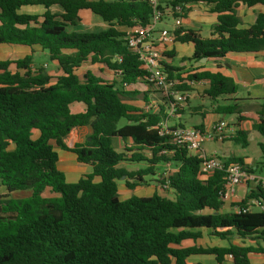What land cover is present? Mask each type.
I'll list each match as a JSON object with an SVG mask.
<instances>
[{"label":"trees","instance_id":"1","mask_svg":"<svg viewBox=\"0 0 264 264\" xmlns=\"http://www.w3.org/2000/svg\"><path fill=\"white\" fill-rule=\"evenodd\" d=\"M199 3L210 6L218 18L209 37L198 30L177 29L176 41L194 47L184 59L192 69L173 64L174 50L164 53L162 64L169 77L178 80L179 90H192L190 81H207L205 93L216 101L235 94L237 85L221 71L206 69V63L231 53L264 50V12L257 13L248 27L237 13L241 4L264 7V0H169L162 5L179 6L181 11L174 15L185 18L191 5ZM38 4L47 8L44 14L18 12L22 6ZM55 4L64 12H51ZM81 10H89L107 26L79 30ZM151 14L147 0H0V44L40 46L61 70L53 77L35 63L34 51L15 60L0 59V185L8 193L0 197V264H189L187 258L193 254H213L219 264L226 256L234 264H252L250 253H264V246L231 242L235 235L264 239V188L249 186L233 210L223 211L224 171L202 177L200 159L157 130L166 117L168 99H161L157 108L134 103L137 99L150 103L147 90L153 87L120 28L137 21L145 24ZM88 62L109 68L114 77L92 69L80 74L78 69ZM124 82L130 87H123ZM142 84L147 89L140 90ZM77 103L84 105L82 111L73 109ZM214 111L242 117L235 102L219 104ZM181 112L182 108L178 115ZM86 125L93 129L91 136L68 147L65 139L72 129ZM255 128L264 136V118ZM117 137L130 140L132 148L117 150ZM230 140L247 146L248 133L237 131ZM55 146L71 150L92 172L68 182L59 169ZM122 161L147 166L130 171L120 165ZM231 161L257 172L244 157L225 160ZM166 162L177 165L161 180L174 198L157 191L120 197L118 180L126 178L133 189ZM27 189L32 190L29 197L9 195ZM205 231L229 240V246H186Z\"/></svg>","mask_w":264,"mask_h":264},{"label":"crops","instance_id":"2","mask_svg":"<svg viewBox=\"0 0 264 264\" xmlns=\"http://www.w3.org/2000/svg\"><path fill=\"white\" fill-rule=\"evenodd\" d=\"M161 1L165 3L164 0ZM199 4L204 7L196 8L195 6L197 4H192L191 10L189 11L187 17L180 18V27H183L185 29L198 30L202 36L209 37L211 34L212 25L217 22L218 16L217 13L212 12L211 7L207 4ZM49 10L53 13L64 12L63 7L59 4L52 5ZM46 11L47 8L42 4L25 5L18 10L19 13L39 15L44 14ZM259 12H264V7L260 4L252 7H246L241 4L237 9V13L242 18L243 27H248L250 24H252L255 21L257 13ZM164 23L166 27H171L175 22L171 17L168 16L165 19ZM96 25L101 28H105L107 26V24L102 20L98 21ZM120 29L125 30L123 28ZM0 46L19 48L22 49L26 54L32 53V51H34L33 55H36V53L45 52L42 51L41 47L37 45L29 47L24 45L0 44ZM172 50H174L176 53V56L173 60V64H175V59L179 57H190L193 53L194 47L191 43H180L175 41L172 45H169L167 47L166 52ZM205 68L212 71H221L223 74L232 77L237 85L236 93L232 95L219 96L216 101L212 100L210 105L205 106V101L210 98L205 93V91L209 88L210 84L209 82H207L206 85L197 86L192 89L195 90V92L191 91V96L188 99L189 101L182 108V112L176 116V122L182 125L184 122H186L188 125L184 126H196L204 128L211 126L218 120L224 119L234 129V133L230 132L231 134L235 135L237 131H246L248 133V137H250V135H252L255 131H258L255 126L261 123L262 119L264 118V50L260 52L231 53L221 58L220 60L206 63ZM152 96L153 95L150 94V98H154V96ZM194 101H196V103H194ZM232 102H235L240 106L242 116L241 118H238V116L236 115L232 119L227 120V114H220L214 111L217 105L228 104ZM73 109L77 112L82 111L84 109V105L81 103L74 104ZM92 133L93 129L90 125L74 127L68 137L65 139V143L68 147H73L76 143L85 142ZM127 142L129 146L132 145V142L130 140H128ZM259 145L261 148L260 155L264 156V142H259ZM55 150L59 155V169L64 172L66 180L68 182H77L81 177L92 172V167L88 164L79 162L77 160L76 154L71 150L63 149L58 146H55ZM206 152H217L219 156L222 153V151L217 150H206ZM226 152L227 148L224 149L223 153ZM220 157L222 158V156ZM145 179L146 178L144 177V180ZM96 180H99V178L97 177ZM153 186L155 191L157 190L158 192H160V188L157 187V185ZM1 187L2 186L0 185V188ZM139 187L140 186L138 185L135 189H132V195H140ZM248 188L249 186H237L235 188V194L231 198L235 197L237 198V200L241 199L246 195ZM6 192L7 190L1 193ZM231 242L241 246H264V239L258 236L254 237L253 239L243 240L235 235L232 237ZM229 244V240L221 239L217 236L211 235L209 231H205L204 236L197 241L189 240L186 242V246L203 247H228ZM249 257L252 264H264V253L252 252L250 253ZM187 262L189 264H219L217 258L213 254H193L187 258ZM223 264H234L233 258L231 256H226Z\"/></svg>","mask_w":264,"mask_h":264},{"label":"built area","instance_id":"3","mask_svg":"<svg viewBox=\"0 0 264 264\" xmlns=\"http://www.w3.org/2000/svg\"><path fill=\"white\" fill-rule=\"evenodd\" d=\"M152 8L151 18L147 23L137 21L130 27H126L127 45L139 56L143 66L147 70V81L167 98L169 105L166 117L157 127L160 135H170L176 144L187 147L189 153L200 159V171L202 177H208L215 171H224L226 179L224 200L230 199L235 194V188L239 185L251 186V183L259 182L264 188V177L251 172L249 167L239 161L226 163L217 152L207 153L204 149L207 142H224L227 133H234V129L224 119L214 122L209 127L179 126L172 124L173 119L183 108L191 96L192 90H179L178 80L171 79L162 64L167 47L176 41V31L181 25V17L175 16L174 12H180L181 8L164 6L161 0H147ZM174 20V25L166 27L164 24L167 17ZM121 74L122 71L118 70ZM207 81H190L189 85L194 89L200 85H206ZM123 87H130L127 82ZM161 99L152 98L147 108H157ZM232 128V129H231ZM165 186L169 187L168 184Z\"/></svg>","mask_w":264,"mask_h":264},{"label":"rangeland","instance_id":"4","mask_svg":"<svg viewBox=\"0 0 264 264\" xmlns=\"http://www.w3.org/2000/svg\"><path fill=\"white\" fill-rule=\"evenodd\" d=\"M165 3H167L169 0H164ZM196 8H203L204 6L197 4L195 6ZM79 16L81 17V20L78 21V28L79 30H97L100 29L101 27H98L96 23L98 21H101V19L90 12L89 10H81L79 13ZM26 53L23 52L22 49L19 48H13V47H8V46H0V59H18L21 57H24ZM187 57H179L175 59V65L180 66V67H186V71L191 70V66L189 62L187 63L188 60H184ZM34 61L36 64L42 65L45 67V69L53 76L56 77L58 74L61 73L59 65L55 62L52 61L49 53L47 51L45 52H40L36 53L34 55ZM211 63V62H210ZM212 65V64H211ZM105 68L104 71H102ZM92 69L98 73H102L106 78H113V72L109 69L104 67L103 65L99 63H85L82 65L80 69H78V72L80 74L84 73V71ZM186 76V74H183V77ZM147 87L145 85H140L139 89L140 90H145ZM149 94H152L156 99H163V95L160 91L156 90L155 88L148 89ZM192 92H195V90H192ZM152 96V97H153ZM212 100L209 98L205 101V106L210 105ZM135 105L138 107H143L147 108L149 102L145 104V102L142 99H137L134 101ZM196 103V101H194ZM236 114H227L226 119L230 120L233 117H235ZM176 117L173 119L172 124H176ZM125 120V119H124ZM122 119L121 123L123 124L125 121ZM183 125H188L186 122L183 123ZM234 134L227 133V137L224 142H217V141H212V142H207L205 144V149L207 151H212V150H217V151H222L220 156H222V159L226 160L229 157L232 156H237V157H244L245 160L247 161L248 165L250 167H256L255 174L264 177V156L260 155L261 154V148L259 145V142L263 141L264 142V136L260 134L259 131H255L252 135L249 137V143L247 146H242L241 144H238L230 138ZM127 141L122 140L121 138L117 137L114 138V146L116 147L117 150L119 151H125L124 149L127 148H132V145L129 146L127 144ZM227 148V152H224V149ZM127 155H131V152H125ZM130 157V156H129ZM226 157V158H224ZM121 166L126 167L130 171H136L141 168H145L147 166L146 162H133V161H122L120 163ZM177 169V165L175 162H166V163H160L157 165V168L155 169L156 173L155 174H149L145 176V180L143 182H140L138 185L139 187V194H133V195H138V196H149L152 195L155 191L153 185H157V187L160 188V194L165 195L169 198H174V192L170 190L169 187L165 186L162 184L161 180H163V177L166 176L169 172L174 171ZM119 184V195L122 199L128 198L129 196H132L133 190L127 185L126 178H122L118 180ZM259 182L251 183L252 186L258 185ZM136 185L134 189L138 186ZM1 192H5V188L2 186ZM0 192V197L4 195H8V193H1ZM158 192V191H157ZM248 193V190H247ZM32 194V190L27 189V190H18L15 191L14 193H10L9 195L12 198H25L29 197ZM240 199L237 200V198H230L226 200V205L223 208V211H231L234 209L233 204Z\"/></svg>","mask_w":264,"mask_h":264},{"label":"water","instance_id":"5","mask_svg":"<svg viewBox=\"0 0 264 264\" xmlns=\"http://www.w3.org/2000/svg\"><path fill=\"white\" fill-rule=\"evenodd\" d=\"M206 60H207V59L205 58V59H203L201 62H199L198 64L205 63Z\"/></svg>","mask_w":264,"mask_h":264}]
</instances>
